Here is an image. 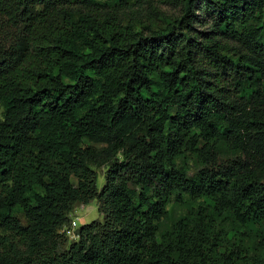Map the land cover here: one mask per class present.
<instances>
[{"label": "trees", "instance_id": "obj_1", "mask_svg": "<svg viewBox=\"0 0 264 264\" xmlns=\"http://www.w3.org/2000/svg\"><path fill=\"white\" fill-rule=\"evenodd\" d=\"M98 1L0 0V264H264V0Z\"/></svg>", "mask_w": 264, "mask_h": 264}, {"label": "rangeland", "instance_id": "obj_2", "mask_svg": "<svg viewBox=\"0 0 264 264\" xmlns=\"http://www.w3.org/2000/svg\"><path fill=\"white\" fill-rule=\"evenodd\" d=\"M101 7L108 8L112 12H119L123 25H133L135 31L142 30L149 32L156 30L157 28L166 27L169 23L178 15V8L172 0H128L125 6L121 5L118 0H99ZM261 25L264 28V12L261 16ZM262 41H264V30L262 35ZM201 166L194 161L189 162V174H192L197 170V167ZM106 167H101L96 170L97 182L96 185L100 189L105 183ZM73 184H76V179L71 178ZM37 191L42 193L41 187L37 186ZM178 205L171 202L168 206L169 219L164 220L162 227L165 228L176 215ZM16 217L21 225H26V218L21 209H18ZM70 220H75L77 229L80 226L87 224L93 220H103V215L98 211V202L96 199L92 200L89 204H78L74 207L69 216ZM67 238V244L73 242L75 239L65 235Z\"/></svg>", "mask_w": 264, "mask_h": 264}, {"label": "built area", "instance_id": "obj_3", "mask_svg": "<svg viewBox=\"0 0 264 264\" xmlns=\"http://www.w3.org/2000/svg\"><path fill=\"white\" fill-rule=\"evenodd\" d=\"M77 224L75 220H70L67 224H65L62 229L60 230V232L66 236L72 237V238H76L77 234Z\"/></svg>", "mask_w": 264, "mask_h": 264}]
</instances>
